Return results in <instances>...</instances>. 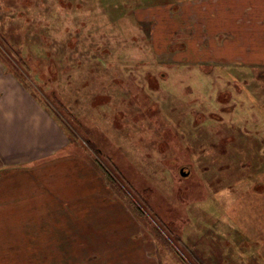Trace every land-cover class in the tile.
<instances>
[{"label": "rangeland", "instance_id": "obj_1", "mask_svg": "<svg viewBox=\"0 0 264 264\" xmlns=\"http://www.w3.org/2000/svg\"><path fill=\"white\" fill-rule=\"evenodd\" d=\"M142 1L0 0V110L67 146L6 167L0 264H264V66Z\"/></svg>", "mask_w": 264, "mask_h": 264}, {"label": "crops", "instance_id": "obj_2", "mask_svg": "<svg viewBox=\"0 0 264 264\" xmlns=\"http://www.w3.org/2000/svg\"><path fill=\"white\" fill-rule=\"evenodd\" d=\"M150 1V0H145ZM145 1L141 2L138 6L142 7L147 4ZM178 7L186 9L187 7L191 9L188 16H191V20L195 22L200 31L201 38L205 39H215L218 35L213 36L214 33H218L220 38L222 39L218 45H214V47L219 46L222 49L225 46H230L229 44L235 42L234 44L240 45L242 47L243 41L246 42L247 51H234L235 53V62L232 64H236L242 67H261L264 66V58L261 59V56H264V51L256 50L264 46V0H178ZM174 0H153V3H149L151 7H173L174 4L176 6ZM184 13L182 10H180ZM194 29V28H193ZM250 29V30H249ZM194 31H196L194 29ZM193 31V32H194ZM210 33V34H209ZM213 33V34H212ZM227 48V47H226ZM224 48V49H226ZM204 51L202 53H206ZM226 55H231L232 53H225ZM252 56V59L249 57ZM255 58H254V57ZM257 56L259 58H257ZM230 65V64H228ZM2 94H0L1 96ZM1 99V98H0ZM25 112V111H24ZM27 113H19V115H23L18 119L15 116L14 112H8L4 107L0 110V170L5 172L3 178H0V183L3 184V187L0 191V225L8 224L11 222V216L15 214H19V211L16 212L14 209H17L18 206L16 203L13 205L12 202L7 201L10 198V194L12 192V188L16 183V178L14 176L15 172L7 170L6 167L12 166L20 163L34 162L39 159H45L56 154L55 152H59L62 148H66L67 146L64 143H60L58 147L54 149L50 146H45L43 138V134L41 136L37 134H33L32 141L35 145L31 144L32 141L29 139V118L26 116ZM13 115V116H12ZM12 127H9L10 120H13ZM20 119V120H19ZM35 124V120H32ZM40 139L39 145H36L37 140ZM19 142L23 147L27 145H33L29 148H24L25 150L20 149L19 151H15V143ZM38 147V149L35 148ZM49 147V148H48ZM41 152L42 155L34 156L32 153ZM33 179V177L29 178ZM32 181V180H30ZM17 194V193H16ZM33 194V193H32ZM36 194V193H35ZM33 197V196H32ZM14 198V196H13ZM35 199L38 201V204L44 200V197H36ZM39 226V225H38ZM35 231L33 234V238L31 239V243H27L30 246L39 245L40 234L45 233L46 227H37L34 225ZM30 228V227H29ZM18 228L11 229L9 227H0V230H11L17 231ZM29 230V229H28ZM27 230V231H28ZM49 230V228H48ZM40 232V233H39ZM17 236V234H16ZM22 236V235H21ZM21 236L15 237V245L20 246ZM25 236V235H24ZM28 234H26V238L29 241ZM14 237V236H13ZM39 240V243L37 242ZM17 241V242H16ZM13 243L11 245H14Z\"/></svg>", "mask_w": 264, "mask_h": 264}, {"label": "water", "instance_id": "obj_3", "mask_svg": "<svg viewBox=\"0 0 264 264\" xmlns=\"http://www.w3.org/2000/svg\"><path fill=\"white\" fill-rule=\"evenodd\" d=\"M182 173H185L184 171H182ZM186 174V173H185Z\"/></svg>", "mask_w": 264, "mask_h": 264}]
</instances>
